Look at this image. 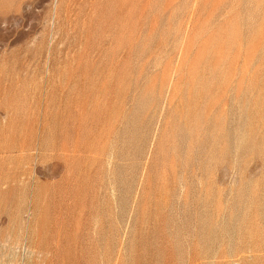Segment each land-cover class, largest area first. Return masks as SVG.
I'll list each match as a JSON object with an SVG mask.
<instances>
[{
  "label": "rangeland",
  "instance_id": "374dc122",
  "mask_svg": "<svg viewBox=\"0 0 264 264\" xmlns=\"http://www.w3.org/2000/svg\"><path fill=\"white\" fill-rule=\"evenodd\" d=\"M0 264H264V0H0Z\"/></svg>",
  "mask_w": 264,
  "mask_h": 264
}]
</instances>
